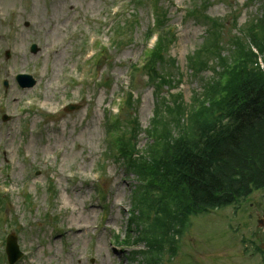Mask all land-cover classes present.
<instances>
[{
  "label": "rangeland",
  "instance_id": "374dc122",
  "mask_svg": "<svg viewBox=\"0 0 264 264\" xmlns=\"http://www.w3.org/2000/svg\"><path fill=\"white\" fill-rule=\"evenodd\" d=\"M120 1L0 0V81L5 77L9 82L3 95L0 85V190L11 195L24 223L17 227V236L26 255L17 264H129L130 257L132 264H264V252L259 250L264 230L257 223L264 219V190L188 218L182 233L154 238L150 249L143 237L149 232L144 224L152 228L155 215L149 220L138 208L136 179L113 156L121 129L132 122L137 139L125 134L122 138L129 136L125 144L133 141L134 158L150 154L149 131L158 109L164 116L157 132L163 144L173 140L162 138L164 131L179 138L195 128L188 116L198 110L196 104L206 103L221 66L233 60L253 26L264 21V0H147V8L145 3L135 8L130 2L128 11L114 18L117 7L110 8ZM153 4L158 14L163 12V23L175 28L163 61L156 62L155 71L169 81L160 92L148 83V68L132 73L153 58L146 52L154 41L145 43ZM131 20L133 26L120 34L132 30V38L118 41L117 48L110 46L113 31ZM217 39L219 47L205 55L204 46L216 47ZM86 40L90 55L96 53L97 41L108 47L96 74L102 87L92 79L82 83ZM33 44L40 49L37 54L30 51ZM201 54L208 64L196 72L191 59ZM20 74L32 76L35 86L21 88L16 81ZM128 86L134 96L125 108L120 106L118 133L108 123L106 111L113 107L117 113V95ZM70 104L81 108L63 110ZM167 106L181 113L171 117ZM97 169L105 175L103 197L96 193ZM27 195L32 201L30 214L23 212ZM48 211L58 217L53 222L60 229L56 223L51 226V218L45 219ZM131 214H135L132 226ZM11 233L16 234L0 228V258ZM2 264H8L7 257Z\"/></svg>",
  "mask_w": 264,
  "mask_h": 264
},
{
  "label": "trees",
  "instance_id": "16d2710c",
  "mask_svg": "<svg viewBox=\"0 0 264 264\" xmlns=\"http://www.w3.org/2000/svg\"><path fill=\"white\" fill-rule=\"evenodd\" d=\"M158 16H161L160 27H164L163 12ZM253 27L233 60L221 66L206 103L196 104L198 110L194 108L196 112L188 116L189 121L194 120L195 128L180 133L179 138L164 131L162 138L173 140L163 144L158 133L164 116L158 109L151 131L150 154L133 156L131 160L129 168L141 182L134 189L138 208L149 220L155 215L152 228L144 224L149 232L145 234V231L143 237L150 249H154V238L162 240L167 238L165 235L182 233L188 218L234 205L254 191L264 189V70L259 62L260 56L264 59V21ZM172 33L157 45L147 67L152 77L149 76V81L157 92L169 82L155 69L156 62L163 61V54L174 41ZM168 38L171 42L163 41ZM219 44L217 39L216 47L204 46L203 53L215 51ZM201 57L202 54L198 59H191L196 72L208 64ZM164 102H168L166 98ZM165 110L171 117L181 113L174 106H167ZM179 117L182 120L181 114ZM133 123L136 122L124 128V133L132 132L136 140L137 129ZM115 125L122 124L118 121ZM132 143L125 144L123 140L124 157L137 155ZM133 218L134 223L135 214ZM165 227L169 230L163 232L161 229Z\"/></svg>",
  "mask_w": 264,
  "mask_h": 264
},
{
  "label": "water",
  "instance_id": "95a60500",
  "mask_svg": "<svg viewBox=\"0 0 264 264\" xmlns=\"http://www.w3.org/2000/svg\"><path fill=\"white\" fill-rule=\"evenodd\" d=\"M262 248L264 249V244L262 245ZM8 253L11 264H13L21 256L16 245V239L14 237H12L9 241Z\"/></svg>",
  "mask_w": 264,
  "mask_h": 264
}]
</instances>
